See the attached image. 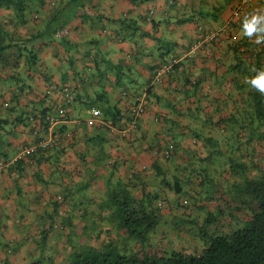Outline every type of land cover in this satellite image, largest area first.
<instances>
[{
  "label": "crops",
  "instance_id": "0c3cea01",
  "mask_svg": "<svg viewBox=\"0 0 264 264\" xmlns=\"http://www.w3.org/2000/svg\"><path fill=\"white\" fill-rule=\"evenodd\" d=\"M90 1L96 5L95 10L89 1L85 5L84 12L91 15L88 23L72 18L59 30L78 41L99 37L101 49L86 59L78 55L71 64L64 59L63 50L46 47L40 53L37 73L29 80L35 92L20 98V105L35 108V97L46 92L58 105L62 95L52 96L64 83L75 88L76 97L82 95L70 102L68 119L56 124L57 129L65 125L61 153L52 149L42 152L40 159L31 156L20 166L21 171L6 165L0 170V264H24L36 251L43 229L47 242L53 239L69 214L71 202L67 204V199L90 196L93 200L105 192L107 183L122 180L134 184L138 180L135 174L145 177L154 165L171 168L153 153L169 141L175 143L178 153L197 152L205 158L202 136L215 138V147L225 146L228 130L215 122H222L221 116L240 114L237 103L244 100L245 88L234 79L231 67L236 63L228 45L243 42L241 19L246 12L264 7V0H148L139 7H131L125 0ZM55 3L57 6L58 1ZM209 30H219V37L188 56L194 40ZM67 63L71 68L62 71L60 67ZM164 63L171 64L169 72L156 76ZM4 78L0 74V89L6 87ZM147 89V98L153 103H147L138 126L121 135L134 95H146ZM90 99L102 111L93 120L82 105ZM224 102L227 108L220 109ZM232 132L243 131L236 126ZM8 140L15 147L6 164L34 141L22 124L14 126ZM186 160L175 163L182 165ZM54 201L59 204L57 212Z\"/></svg>",
  "mask_w": 264,
  "mask_h": 264
},
{
  "label": "trees",
  "instance_id": "16d2710c",
  "mask_svg": "<svg viewBox=\"0 0 264 264\" xmlns=\"http://www.w3.org/2000/svg\"><path fill=\"white\" fill-rule=\"evenodd\" d=\"M57 1L55 6L54 0H0V74H5L3 81L8 82V87L0 89V158H4L5 167L15 166L18 171L31 156L40 159L42 152L52 149L56 154L62 152L61 129L65 125L57 129L56 124L68 119L77 94L64 83L52 96L67 94L58 105L46 92L35 97V108L19 104L20 98L35 92L29 80L38 71L41 51L52 45L63 50L67 54L64 59L73 64L76 56L89 58L102 46L99 37L78 41L59 30L79 16V22L88 23L91 15L84 11L89 0ZM125 1L139 7L148 0ZM71 2L73 6L67 9ZM239 42L228 46L236 63L231 67L234 79L245 88L244 100L237 103L240 114L221 116L222 122H215L228 130L226 145L215 147V138L202 136L205 158L197 152L178 153L175 143L167 156L163 146L158 147L153 153L171 168L154 165L145 177L135 174L138 180L134 184L119 179L116 184L107 183L105 192L93 200L90 196L67 199L71 208L59 232L47 242V230L43 229L36 251L24 264H264V94L246 82L255 75L254 70L264 69V45L247 37ZM12 80L14 86L9 84ZM99 81L105 85L104 79ZM81 82L87 95L86 82ZM148 89L143 94L145 103L152 104ZM82 105L91 120L100 111L94 100ZM227 106L224 102L220 109ZM17 124L31 131L34 151L20 156L18 152L13 162L6 164L15 147L8 139ZM236 126L241 134L231 133ZM41 140L47 143L41 146ZM184 155L187 160L176 164ZM197 162L201 164L197 166ZM204 184L216 188L204 191ZM54 205L57 212V201Z\"/></svg>",
  "mask_w": 264,
  "mask_h": 264
},
{
  "label": "clouds",
  "instance_id": "9594fccd",
  "mask_svg": "<svg viewBox=\"0 0 264 264\" xmlns=\"http://www.w3.org/2000/svg\"><path fill=\"white\" fill-rule=\"evenodd\" d=\"M247 0H244V2H246ZM144 3V2H142ZM141 3V4H142ZM140 4V6H141ZM149 12H153L152 10H149ZM148 18L150 19V17L148 16ZM214 33L215 35L213 36V38H211L210 40H204L205 36H207L208 34ZM220 34L219 30H209V31H204L203 33H201V35L199 37H197V39L194 40V42L190 45L189 50L186 52V54L188 56H192V54H194L198 49L202 48L204 46L205 43L207 42H211L214 41L217 36ZM241 34L243 37H247L249 39H254L255 44L257 45H264V7H260V8H254L249 12H246L242 19H241ZM198 41H203L201 43L200 46H198L197 48H195L194 50H191V47L193 45H195ZM163 66H165L164 71L162 72L163 74H166L169 72L170 70V63H164L161 65V67L158 69L160 70ZM157 70V71H158ZM156 71V73H157ZM255 71V75L248 78L247 79V83L254 88L255 90H257L258 92L264 94V69H257L254 70ZM155 73V75H156ZM161 73V74H162ZM157 76V75H156ZM137 98L142 99L140 102L144 107V110L140 113H135L133 111V109L139 104V102L137 101ZM147 104L145 103V99H144V95H140L138 97H136L135 99H133V104L129 105V117H128V124L126 126H124L121 130L120 133L121 134H126L131 128H136L138 126V117L140 115L143 114V112L145 111ZM102 116V111L100 110L98 114H96V117L99 118ZM97 118H94L95 121L99 120ZM35 133V132H33ZM173 144L174 146V142L169 141L167 144H165L163 146L162 149H164L168 144ZM32 145H28L23 147L19 153L26 147H30ZM173 151V150H172ZM18 153V154H19ZM31 154V153H30ZM18 156V155H17ZM14 159L11 160V162H13ZM4 163V162H3ZM4 168V165L0 168V170Z\"/></svg>",
  "mask_w": 264,
  "mask_h": 264
},
{
  "label": "built area",
  "instance_id": "2783aa9c",
  "mask_svg": "<svg viewBox=\"0 0 264 264\" xmlns=\"http://www.w3.org/2000/svg\"><path fill=\"white\" fill-rule=\"evenodd\" d=\"M215 34L214 33H211V34H208L207 36H205V38H204V40H210L211 38H213V36H214ZM203 41H198L195 45H193L192 47H191V50H194L195 48H197L198 46H200L201 45V43H202ZM164 69H165V66H163L160 70H158L157 71V73H156V75L157 76H159V75H161V73L164 71ZM142 99H140V98H137V101L139 102V104L133 109V111L135 112V113H140V112H142L143 110H144V107H143V105L141 104V101ZM62 110H60V112H61ZM99 113V111H97V114ZM55 123V121L53 120V118H51V124H54ZM51 141H52V138H51ZM47 142L45 141V140H41L40 141V145L41 146H44L45 144H46ZM172 150H173V144H168L164 149H163V154L164 155H169L171 152H172ZM34 151V149H33V146H30V147H26V148H24L18 155L20 156V155H26V154H30V153H32ZM4 165V163H3V161H0V168L2 167Z\"/></svg>",
  "mask_w": 264,
  "mask_h": 264
},
{
  "label": "rangeland",
  "instance_id": "374dc122",
  "mask_svg": "<svg viewBox=\"0 0 264 264\" xmlns=\"http://www.w3.org/2000/svg\"><path fill=\"white\" fill-rule=\"evenodd\" d=\"M54 2H55V0H54ZM89 2H90V4H91V6H92V9L94 8V6L96 5V1L92 4V1H90L89 0ZM73 6V4H72V2H71V5H68V7H67V9H70V7H72ZM100 8V7H99ZM98 8V9H99ZM93 10H95V9H93ZM85 11H86V9H85ZM80 18V16L78 17V18H76V19H79ZM69 68H71V64H69V63H67L66 64V66H61L60 67V69L62 70V71H69ZM26 80L27 79H25L24 78V81L26 82ZM11 83H13V86H14V84H15V81H11L9 84H11ZM5 86L6 87H8V82H5ZM141 116V115H140ZM220 185L222 186V183L220 182ZM217 186H218V184H217ZM215 186H210V185H207V184H204V187H203V190L204 191H208V190H215ZM104 227H105V225H104ZM103 227V228H104ZM76 231H78V227L76 228ZM103 235V234H102ZM98 241V240H97ZM88 242H90V243H92L93 241H91V240H89ZM99 243V242H98ZM97 245V244H96Z\"/></svg>",
  "mask_w": 264,
  "mask_h": 264
}]
</instances>
